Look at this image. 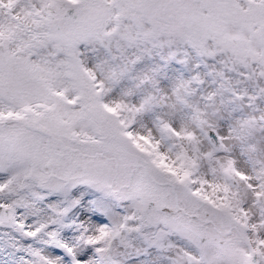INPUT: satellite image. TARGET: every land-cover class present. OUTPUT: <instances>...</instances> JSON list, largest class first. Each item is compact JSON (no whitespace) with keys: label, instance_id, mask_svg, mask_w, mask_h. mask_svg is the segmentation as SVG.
Instances as JSON below:
<instances>
[{"label":"snow or ice","instance_id":"6c2138e0","mask_svg":"<svg viewBox=\"0 0 264 264\" xmlns=\"http://www.w3.org/2000/svg\"><path fill=\"white\" fill-rule=\"evenodd\" d=\"M0 264H264V0H0Z\"/></svg>","mask_w":264,"mask_h":264}]
</instances>
